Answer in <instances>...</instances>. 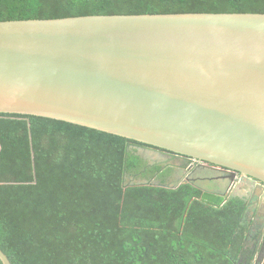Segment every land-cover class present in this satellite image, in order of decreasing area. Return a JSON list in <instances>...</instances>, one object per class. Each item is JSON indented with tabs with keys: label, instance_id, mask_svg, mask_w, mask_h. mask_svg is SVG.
Here are the masks:
<instances>
[{
	"label": "water",
	"instance_id": "obj_1",
	"mask_svg": "<svg viewBox=\"0 0 264 264\" xmlns=\"http://www.w3.org/2000/svg\"><path fill=\"white\" fill-rule=\"evenodd\" d=\"M0 113L64 120L208 162L235 185L255 181L264 206V13L1 20ZM0 259L13 264L1 248Z\"/></svg>",
	"mask_w": 264,
	"mask_h": 264
},
{
	"label": "trees",
	"instance_id": "obj_2",
	"mask_svg": "<svg viewBox=\"0 0 264 264\" xmlns=\"http://www.w3.org/2000/svg\"><path fill=\"white\" fill-rule=\"evenodd\" d=\"M179 12L264 13V0H0V21ZM136 144L0 113V248L11 262L255 264L264 226L245 196L205 189L197 173L173 184Z\"/></svg>",
	"mask_w": 264,
	"mask_h": 264
},
{
	"label": "flooded vegetation",
	"instance_id": "obj_3",
	"mask_svg": "<svg viewBox=\"0 0 264 264\" xmlns=\"http://www.w3.org/2000/svg\"><path fill=\"white\" fill-rule=\"evenodd\" d=\"M136 145L142 147V149L144 151L150 150L154 154L162 157L163 158L162 161L164 162V164H161L162 165L161 171H165V170L170 171L168 176L170 179H173L171 182H177L178 185H179V182L181 179L189 178L190 175L202 172V171H204V169H205V171L206 170L212 171V172L215 171L216 175L213 177L217 178L219 181L220 180L224 181L226 179L225 177L228 175L225 172V169L220 168V167H215L214 165H212L208 162L199 161L197 164H193V163H189L188 161L180 159V158H172L165 150H162V149H159V148H156L153 146L141 144V143L136 144ZM201 179H203V178H201ZM227 179H228V181L230 180L229 178H227ZM230 182H231V180H230ZM232 184H233V181H232ZM239 185H242L241 187L243 189H241V193L247 199V204H249L251 206V208L255 209L256 217L258 218V221H257L258 224L263 227L264 226V206L258 202V195H257L258 189H256V182L249 180V179H245V180L241 181L240 183H238L237 185H235L234 188H236ZM231 187L233 188V186H231ZM262 229H263L262 235L260 236V238L258 240L259 253L261 254V258L258 261V264H263V262H264V259H263L264 258L263 257V255H264V227Z\"/></svg>",
	"mask_w": 264,
	"mask_h": 264
},
{
	"label": "rangeland",
	"instance_id": "obj_4",
	"mask_svg": "<svg viewBox=\"0 0 264 264\" xmlns=\"http://www.w3.org/2000/svg\"><path fill=\"white\" fill-rule=\"evenodd\" d=\"M146 152H147L146 155L151 158L150 161H152L154 163L164 164V162L162 161L163 160L162 157L154 154L150 150H146ZM215 175H216V172L215 171L214 172L207 171V170L205 171V169H204V171L197 173V177H199L198 178V181L199 182L201 181L200 183L203 186V188H205V189H216L217 187H219L221 190H225V192L227 191V193H229L230 191L231 192L232 191H234V192L237 191L238 193H241V189H243L241 187L242 185H239L236 188H234L235 187V184H232V182H230L228 184V179L227 178L224 180V182H222L223 180L222 181L221 180L219 181L217 178L213 177ZM201 178H203V179H201ZM169 180L172 181L173 179H170L169 178ZM175 183L176 182H173V184H175ZM225 185H227V186L229 185L227 189H226V186ZM231 186H233V188Z\"/></svg>",
	"mask_w": 264,
	"mask_h": 264
},
{
	"label": "crops",
	"instance_id": "obj_5",
	"mask_svg": "<svg viewBox=\"0 0 264 264\" xmlns=\"http://www.w3.org/2000/svg\"><path fill=\"white\" fill-rule=\"evenodd\" d=\"M167 177H169V176H167ZM169 179V178H168Z\"/></svg>",
	"mask_w": 264,
	"mask_h": 264
}]
</instances>
